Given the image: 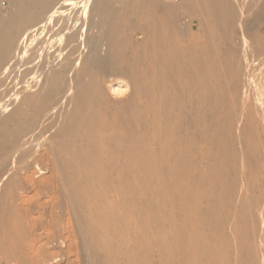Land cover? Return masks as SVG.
<instances>
[{
    "label": "bare ground",
    "instance_id": "bare-ground-1",
    "mask_svg": "<svg viewBox=\"0 0 264 264\" xmlns=\"http://www.w3.org/2000/svg\"><path fill=\"white\" fill-rule=\"evenodd\" d=\"M25 30L28 42L16 51ZM61 34L66 37L59 41ZM46 36L58 38L59 49L70 39H80L76 49H88L79 70L88 80L76 82V94L66 88L71 80L56 76V64L46 65L52 56ZM7 60L12 64L1 81L23 75L27 95L44 78L49 94L64 88L57 103L72 105L76 115L68 106L56 113L49 127L58 145L81 131L97 139L88 148L72 144L68 149L86 161L80 180L71 185L79 192L77 205L88 190L83 180L101 176L106 182L95 212L83 213L86 220H104L106 195L121 177L130 178L121 188L124 194L139 186L148 189L149 179L159 180L163 208L146 221L163 244L167 264H264V207H250L249 199L259 183L257 160H243L245 152L258 146L257 138L264 137V77L255 76L264 61V0H12V8L0 12V66ZM111 66L119 69L112 75L129 78L132 93L109 114L103 95ZM33 105L21 103L17 112L30 111ZM246 112L251 115L249 126L243 120ZM20 125L34 128L29 119ZM19 144L17 137L8 143L12 150ZM200 155L210 162L209 189L214 195L217 188L215 207L222 214L215 239L202 229L207 210L195 199L200 187L193 183L194 162ZM218 188L230 190L233 206ZM186 193L193 208L178 223L176 237L183 250H176L165 246L162 211L178 207V197ZM169 219L179 220L175 214ZM193 225L198 226L196 233Z\"/></svg>",
    "mask_w": 264,
    "mask_h": 264
},
{
    "label": "rangeland",
    "instance_id": "rangeland-1",
    "mask_svg": "<svg viewBox=\"0 0 264 264\" xmlns=\"http://www.w3.org/2000/svg\"><path fill=\"white\" fill-rule=\"evenodd\" d=\"M172 1L174 0H168ZM75 2L70 3V6ZM84 6L80 5L81 12ZM11 8L12 0H0L1 13H6ZM69 8L65 9V14L69 13ZM26 31L28 32L25 30L20 33L16 51L22 50L28 42L25 38ZM45 35L43 33L41 37L36 36L34 41ZM63 36H58L59 41L64 40L66 36ZM236 36L238 41L239 32ZM50 37L46 36L49 44L46 49L52 56L46 61V65L56 64V76L63 75L68 82L71 80L68 83L71 87L67 85L66 88L69 94L72 92L70 95L76 94V82L80 79L88 80L87 76L79 74L81 58L88 49L85 52V48L76 49L80 45V39H70L68 45L59 49L55 42L58 38L51 40ZM262 63L264 61L260 62L259 69L255 71V76L260 77L258 79L264 77ZM11 64V60H7L0 66V264H167L163 255V244L154 227L146 221L163 208L158 201L160 181L149 179L148 189L139 186L133 193L124 194L121 188L130 182V178L121 177L119 181L113 182L106 195L107 210L104 220L100 221L95 215V218L86 220L83 213L88 210L95 212L101 202L106 182L101 176L83 180L88 190L83 203L77 205L79 192L75 194L71 185L80 180L78 174L86 169V161L83 154L76 155L68 149H71L72 144L79 149L88 148L92 140L97 139L86 131H81L68 138L65 144L58 145L56 134L49 127L53 118L56 113L64 112V106L71 107V115L75 112L67 102L57 103L64 95V88L61 92L53 90L49 94V90H46L49 82L44 78V83L39 85L38 90L27 95L23 88L26 79L23 75L14 76L11 81H1ZM71 65L75 69H70ZM118 70L111 66L104 80L103 100L107 103L105 110L109 114L114 108L123 106L132 93L129 78L112 75ZM261 80L264 81V78ZM30 101L34 104L30 111L17 112L19 104ZM88 110L92 111L93 107L90 106ZM9 114H12V118L8 117ZM75 115L76 112L74 117ZM74 117L65 121L70 123ZM6 118L11 119L5 121ZM26 119L34 125L29 131L20 125ZM243 120L249 126L250 113L246 112ZM16 137L20 144L12 150L8 143ZM257 139L258 146L243 155V160L249 163L257 160L259 170V183L256 184L253 194L249 195L250 207H264V137ZM194 166L197 172L193 183L200 187L195 199L203 210H207L202 229L215 239L222 214L215 207L217 188L214 195L211 193L212 189H209L207 173L210 162L200 155ZM174 178L171 180L176 181ZM218 190L223 200L228 201V206L235 204V198L230 196L228 188ZM169 196L170 194L167 198ZM170 198L175 199V195ZM178 198V207H166L167 210L162 211V223L168 238L165 246L174 245L176 250H183L180 239L176 237L177 227L182 216L193 208V202L188 199L187 193ZM170 214H175L178 222H171ZM191 229L192 233H196L198 226L193 225ZM194 243L199 241L195 239Z\"/></svg>",
    "mask_w": 264,
    "mask_h": 264
}]
</instances>
